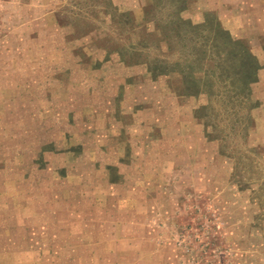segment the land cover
Returning a JSON list of instances; mask_svg holds the SVG:
<instances>
[{
    "label": "rangeland",
    "instance_id": "obj_1",
    "mask_svg": "<svg viewBox=\"0 0 264 264\" xmlns=\"http://www.w3.org/2000/svg\"><path fill=\"white\" fill-rule=\"evenodd\" d=\"M230 1L0 0V264H264V15Z\"/></svg>",
    "mask_w": 264,
    "mask_h": 264
},
{
    "label": "crops",
    "instance_id": "obj_2",
    "mask_svg": "<svg viewBox=\"0 0 264 264\" xmlns=\"http://www.w3.org/2000/svg\"><path fill=\"white\" fill-rule=\"evenodd\" d=\"M232 1H230V4H229L231 6H232ZM236 4H238L239 9L241 8L245 9V10L240 11L239 14L247 13V14L252 15L250 19L252 20V24L254 23V25H257L256 23L258 22V18L255 16L264 15V0H237ZM228 8H230V6H228ZM4 223H6V228L10 229L12 222L6 221ZM6 234L7 235L10 234L13 236V232L11 230L8 231Z\"/></svg>",
    "mask_w": 264,
    "mask_h": 264
},
{
    "label": "trees",
    "instance_id": "obj_3",
    "mask_svg": "<svg viewBox=\"0 0 264 264\" xmlns=\"http://www.w3.org/2000/svg\"><path fill=\"white\" fill-rule=\"evenodd\" d=\"M251 79V78H250Z\"/></svg>",
    "mask_w": 264,
    "mask_h": 264
}]
</instances>
